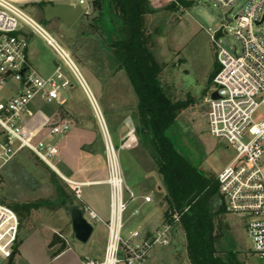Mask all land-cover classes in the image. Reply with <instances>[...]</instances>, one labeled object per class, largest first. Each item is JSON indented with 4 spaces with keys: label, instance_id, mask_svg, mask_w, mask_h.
<instances>
[{
    "label": "rangeland",
    "instance_id": "374dc122",
    "mask_svg": "<svg viewBox=\"0 0 264 264\" xmlns=\"http://www.w3.org/2000/svg\"><path fill=\"white\" fill-rule=\"evenodd\" d=\"M13 1L39 21L69 53L108 124L113 118L109 116L112 113L111 103L127 104L136 113L138 98L126 72H117L120 71L119 62L110 47L111 42L120 36V21L109 0L102 11L95 9L91 14H82L72 25L58 18L44 22L42 0ZM189 1L194 2L192 7L180 6L176 10L169 8L171 0L160 2L156 5L157 12L147 17V29L153 34V54L165 66L161 80L168 94L175 101H190V107L179 116L168 133L184 156L205 175L217 180L218 174L234 158L235 151L226 140L212 136L208 127L209 99L213 89L211 76L218 66V48L211 35L224 25L228 26L226 30L229 32L231 26L219 18L223 11L215 0ZM247 3L248 0H239L236 12L246 7ZM29 39L34 68L42 76H49L60 64L73 85L66 91L70 98L67 110L56 104L35 101L31 111L36 113L39 110V113L32 117L30 127L46 129L65 119L71 123H99L83 88L54 50L37 35L29 36ZM218 40L229 50L239 49V42L230 33ZM95 79L104 86L102 97ZM112 92L119 95H111ZM118 107L114 105V111ZM62 139L57 137L56 141ZM149 158L155 169L154 160ZM54 162L62 171L58 160ZM58 187H62L75 202L72 185L28 151L22 152L3 169L0 202L13 209L20 222L12 256L5 264H78L84 258L103 257L108 234L106 226L86 215L95 231L87 243L78 241L72 233L70 218L61 203ZM147 211V207L141 208L140 215L129 223L128 230L143 229L161 216V211L155 210V207L150 213ZM222 223L223 231L218 243L221 255L234 251L242 263L260 264L261 260L252 253V242L242 220L225 213ZM64 244L65 250L62 249ZM145 264H191L185 234L178 225L171 245L155 247Z\"/></svg>",
    "mask_w": 264,
    "mask_h": 264
},
{
    "label": "built area",
    "instance_id": "2783aa9c",
    "mask_svg": "<svg viewBox=\"0 0 264 264\" xmlns=\"http://www.w3.org/2000/svg\"><path fill=\"white\" fill-rule=\"evenodd\" d=\"M101 1L104 0H42L45 4L81 7L83 15L91 14ZM215 1L223 11L222 19L231 27L227 32L228 26L224 25L211 35L218 48L219 70L213 78L211 96L216 92L218 97L210 96L208 127L212 136L226 140L235 151L234 158L218 174L219 193L226 213L242 220L252 242V253L264 264V0H248L239 12V0ZM228 33L239 42V49L221 45L218 38ZM35 35L54 50L83 88L104 139L109 218L104 220L90 207H81L85 217L89 215L106 226L107 243L101 259L84 258L78 264H145L155 247L171 245L172 232L189 207L182 213L167 209L169 218L165 217L163 224L150 233H125V215L136 196L127 190L119 149L100 105L69 53L13 0H0V175L18 155L28 151L72 185L54 162L61 160L56 138L69 133L71 122L64 120L46 129L31 128L29 124L35 101L62 108L68 100L66 91L73 87L60 64L49 76H42L34 68L29 36ZM74 191L81 199V192ZM144 201L150 203L153 199L146 196ZM139 212L134 210L133 215ZM19 226L17 213L0 202V264L10 260Z\"/></svg>",
    "mask_w": 264,
    "mask_h": 264
},
{
    "label": "trees",
    "instance_id": "16d2710c",
    "mask_svg": "<svg viewBox=\"0 0 264 264\" xmlns=\"http://www.w3.org/2000/svg\"><path fill=\"white\" fill-rule=\"evenodd\" d=\"M106 1L99 2L96 9L102 11ZM109 1L120 21V36L111 42L110 47L119 62L118 69L126 72L138 98L137 133L148 148L165 188L162 203L178 213L189 207L178 226L185 234L190 263L244 264L237 252L230 251L225 256L219 252L222 217L226 210L217 180L205 175L184 156L168 133L179 116L190 107V101H175L161 80L165 66L153 54V34L147 29V17L157 10L150 0ZM44 5L42 2L41 6ZM193 5V1L174 0L169 8L176 10L180 6L190 8ZM218 70L216 66L212 78ZM58 191L64 207L75 204L74 198L62 187H58ZM165 217L169 218L168 213ZM62 249H66L65 244Z\"/></svg>",
    "mask_w": 264,
    "mask_h": 264
},
{
    "label": "crops",
    "instance_id": "0c3cea01",
    "mask_svg": "<svg viewBox=\"0 0 264 264\" xmlns=\"http://www.w3.org/2000/svg\"><path fill=\"white\" fill-rule=\"evenodd\" d=\"M150 1L152 6L156 9V5L166 0ZM171 2L173 1L171 0ZM121 71L122 70L117 72ZM118 76L120 77V74ZM95 82L101 91V97L104 96L105 91L102 82L100 84L97 79H95ZM111 95L118 96L119 94L112 92ZM66 96L68 98L67 103L62 107L65 110H67L70 105V98L68 95ZM118 103L119 102L114 103L115 106H119V109L116 111H114L113 103L110 104L112 113H110L109 116L113 118H110V123L108 125L119 149L127 190L136 196V199L130 203L129 210L125 215V233L130 234L133 230L150 233L160 227L164 222L167 206L162 203V200L165 197L166 191L157 169H153L151 166L149 158V156L151 157L150 152L148 148L143 145V141L137 133L136 113L133 109H130L127 104L118 105ZM37 113H39V110L33 114ZM114 113L118 115H114ZM65 120L69 121V119ZM70 124L71 130L59 142L61 151V160L59 164L62 167L60 173L72 183L73 189H78L81 192V199H78L75 193V204L79 206H88L101 218L107 220L110 215V190L106 183L107 167L105 146L100 125L99 123ZM146 164L148 168H146ZM146 196H151L153 201L150 203L145 202L144 197ZM144 207H147V212L149 213L155 207V210L161 211V216L157 221H153L143 229L133 228L132 230H128L129 223L133 221L136 216L140 215L134 216L133 211L139 210L141 212V208L143 209Z\"/></svg>",
    "mask_w": 264,
    "mask_h": 264
},
{
    "label": "water",
    "instance_id": "95a60500",
    "mask_svg": "<svg viewBox=\"0 0 264 264\" xmlns=\"http://www.w3.org/2000/svg\"><path fill=\"white\" fill-rule=\"evenodd\" d=\"M44 20L46 22L52 19L58 18L68 25H72L77 21V19L82 15V8L73 5L59 4L53 5L47 3L42 7ZM227 16H225L226 18ZM219 18H223L220 14ZM218 94L215 92L212 94L211 98L216 99ZM66 213L71 218L72 232L74 237L82 242L87 243L93 235L94 226L85 217V212L81 206L78 204H68L65 206Z\"/></svg>",
    "mask_w": 264,
    "mask_h": 264
}]
</instances>
